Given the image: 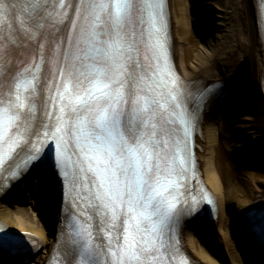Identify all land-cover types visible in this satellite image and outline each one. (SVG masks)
I'll list each match as a JSON object with an SVG mask.
<instances>
[{"label":"snow or ice","instance_id":"6c2138e0","mask_svg":"<svg viewBox=\"0 0 264 264\" xmlns=\"http://www.w3.org/2000/svg\"><path fill=\"white\" fill-rule=\"evenodd\" d=\"M166 27L163 0H0V190L47 158L63 264L179 254L175 227L195 208L173 190L197 114Z\"/></svg>","mask_w":264,"mask_h":264},{"label":"bare ground","instance_id":"6f19581e","mask_svg":"<svg viewBox=\"0 0 264 264\" xmlns=\"http://www.w3.org/2000/svg\"><path fill=\"white\" fill-rule=\"evenodd\" d=\"M181 1L169 0L174 7L173 12L175 14L174 20H171V26L178 35L174 38L171 34L170 49L172 60L174 52L178 56L179 64L174 63L176 69L186 83L190 81L226 83L234 79L237 84L238 95L241 93L238 86L242 84L248 91H253L256 94V101L259 103L256 107V123H258L261 132H257L253 124H248L246 117L238 118L237 121L244 122V125L238 126V128L244 131L237 134L236 137H242L246 140L236 141L231 149H234L235 146L243 154L250 153L248 158L250 155L261 154L264 150V142L261 143L259 140L260 136L264 137V93L262 90L264 48L259 29L257 0H227L224 10L220 13H213L211 18L209 17L215 25L217 32L214 33H217L216 36L205 39L201 52L195 54L192 59L189 54H186L187 47L182 45L183 37L179 35L181 34L179 29L187 28L183 16L185 8L178 7L175 10V4ZM188 60L192 62V65L188 63ZM216 102L214 94H209L200 111V132L198 131L195 137L197 167L204 183L216 200L217 217L212 223L207 222L211 226L220 227L224 222V213L227 212L234 214L232 222L236 226L242 222L244 215L249 210L258 202L264 201V181L251 189L248 195L240 193L239 196L244 200L239 201L238 205H230L229 200L226 199V190L232 186L233 168L221 157H218V152L223 146L220 140L221 119L228 116L230 112L227 110L224 113V111L219 110ZM232 156L235 157V155ZM31 175L40 177L32 191L45 195L52 188L50 173L45 168L39 166L31 168L18 180L13 181L10 188L4 189L0 194V220L12 230L28 233L36 239L40 244V250L30 255L29 264H45L55 243V229L51 219L44 211L46 204H41L40 208L35 204L31 205L29 211L34 217H37V222H33V218L27 210L23 211V209L15 206L9 208L6 203L9 195H16L18 192L26 190L22 183L25 180L29 181ZM194 222L193 220L185 221L180 230L182 247L186 249L187 245L193 251L197 248V241L192 236ZM246 251L249 254L250 264H264V249L257 248L253 244L247 246ZM198 256L200 259H191L194 264H216L201 251ZM22 261V257L0 256V264H20Z\"/></svg>","mask_w":264,"mask_h":264},{"label":"rangeland","instance_id":"374dc122","mask_svg":"<svg viewBox=\"0 0 264 264\" xmlns=\"http://www.w3.org/2000/svg\"><path fill=\"white\" fill-rule=\"evenodd\" d=\"M226 3L227 0H182L175 4V10L178 7L185 8L183 16L186 20L187 28L179 29L181 33L179 35L183 37L182 45L187 47L186 54H189L191 59L195 54L201 52L205 39L216 36L217 33H214L217 32L215 31V25H213L209 17L213 13H220L224 10ZM169 7L171 20H174V7L170 2ZM171 33L172 37H178L172 26ZM176 54L174 52L173 57L177 65L179 62ZM188 63L192 65L190 60H188ZM234 81V79H231L227 85H231ZM239 89L241 93L237 96L238 99L236 101H229L224 105H221L220 99L217 101L219 110L224 111V113L227 110L230 112L228 116H224L221 119L222 131L220 140L223 146L218 152V157H221L233 168L232 186L226 190V199L229 200L230 205H238L239 201L244 200L239 196L240 193L248 195L251 189L264 181V150L261 154L250 155L248 158L250 153L243 154L235 146L234 149H231L236 141L246 140L242 137H236L237 134L244 131L238 128V126L244 125V122L237 121L238 118L246 117V122L253 124L256 131L261 132L258 123H256V107L259 104L255 98L256 94L253 91H248L244 84L239 85ZM263 138V136H260L259 140L261 143L264 142ZM232 155H235V157ZM39 178L31 175L28 183L25 180L22 184L26 190L18 192L16 195H9L6 199L7 206L9 208L15 206L23 209V211L27 210L29 215L32 213L29 211L32 204L40 208L44 202V195L37 191H32ZM233 215V213L225 212L224 222L220 227L217 225L211 227L204 221L194 222L192 225V236L197 241V248L193 251L186 245V252L193 259H200L198 253L201 251L216 264H249V262L243 260L236 247L235 239L238 240L240 236L243 238L244 236L242 230L237 229L235 226L232 227ZM31 217L33 222H37V217H34L33 214H31ZM29 261L26 264H29Z\"/></svg>","mask_w":264,"mask_h":264},{"label":"water","instance_id":"95a60500","mask_svg":"<svg viewBox=\"0 0 264 264\" xmlns=\"http://www.w3.org/2000/svg\"><path fill=\"white\" fill-rule=\"evenodd\" d=\"M238 92H237V87H233L230 91H229V93H228V95L229 96H234V97H237V94Z\"/></svg>","mask_w":264,"mask_h":264}]
</instances>
